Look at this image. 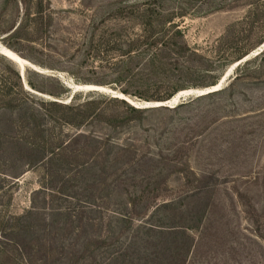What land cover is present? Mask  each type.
Instances as JSON below:
<instances>
[{
    "label": "rangeland",
    "instance_id": "1",
    "mask_svg": "<svg viewBox=\"0 0 264 264\" xmlns=\"http://www.w3.org/2000/svg\"><path fill=\"white\" fill-rule=\"evenodd\" d=\"M0 30V264H264V0H0Z\"/></svg>",
    "mask_w": 264,
    "mask_h": 264
},
{
    "label": "trees",
    "instance_id": "2",
    "mask_svg": "<svg viewBox=\"0 0 264 264\" xmlns=\"http://www.w3.org/2000/svg\"><path fill=\"white\" fill-rule=\"evenodd\" d=\"M14 1H17V0H14ZM22 2V1H21ZM17 3V2H16ZM23 3H25V2H23ZM4 8V7H3ZM46 12H43V10H41V9H37V10H35L34 11V13H33V15L34 16H43L44 14H45ZM178 13H180V15H183L182 13H184V12H176V14H178ZM23 15H27V16H30L31 15V13L30 12H28L27 11V8H26V6H25V12H24V14ZM46 15V14H45ZM18 28V26L17 27H15L14 28V31L16 30ZM2 30H0V32H1ZM244 57H242L241 59H243ZM241 59H239V60H241ZM239 65V64H238ZM29 85H30V87L32 88V89H34V86L31 84V83H29ZM217 84H215V85H211V86H209V87H213V86H216ZM21 86L19 85V88H20ZM206 88H208V87H206ZM34 90H36V89H34ZM223 89L221 88V89H219V90H216V91H212V92H209V93H207V94H216L217 92H220V91H222ZM180 91H184V90H180ZM180 91H178V92H180ZM177 92V93H178ZM176 93V94H177ZM5 94H8V92H6ZM175 95V94H174ZM173 95V96H174ZM204 95H206V94H204ZM172 96V97H173ZM171 97V98H172ZM171 98H169V99H171ZM49 105H51V106H56V105H59L58 103H57V101H55V100H53V101H49V102H47ZM158 103V102H157ZM44 104V103H43ZM13 108H15V106L13 107ZM37 113H38V111H36ZM22 117L23 116H21V119H22ZM31 117H34L35 118V115L32 113V115L31 116H28V118H24L23 119V122L24 121H26V123H27V121H31V120H27V119H29V118H31ZM64 120V119H63ZM66 122H68V121H66ZM35 125L34 124H31V131L32 130H35ZM28 135H30V134H32V132H30L29 130L26 132ZM41 132H38V134H40ZM31 136V135H30ZM64 145V144H63ZM66 145V144H65ZM61 147V145L60 146H58L57 148H60ZM60 150H62V147L60 148V149H55V150H53V149H51V153H53V154H58V153H56L55 151H60ZM171 206V207H170ZM158 208H162V209H167V208H172V203H163V204H160V205H158L156 208H155V210H157ZM172 212H174V209L172 208ZM174 215V214H173ZM145 219H147V218H145ZM140 230H142L143 231V234H144V236L146 237V238H150L151 237V235H153V236H165V235H167V236H177L179 233H182V234H185V231H188V230H191V225L189 224H186V225H172V226H166V225H162V224H153V223H150V222H148V221H141L140 222V224L137 226ZM178 237V236H177ZM172 245H173V247H176V245L177 244H175V241L172 239V241L170 242ZM181 246V244L180 245H178L177 247H180Z\"/></svg>",
    "mask_w": 264,
    "mask_h": 264
},
{
    "label": "bare ground",
    "instance_id": "3",
    "mask_svg": "<svg viewBox=\"0 0 264 264\" xmlns=\"http://www.w3.org/2000/svg\"><path fill=\"white\" fill-rule=\"evenodd\" d=\"M260 48H261V47H260ZM260 48H259V49H260ZM2 51H3V50H2ZM3 53H6V51L3 52ZM8 53H9V52H8ZM10 55H12V54H10ZM14 56H16V55H14ZM16 57H17V56H16ZM8 58H10V59L12 60V62H14L15 64H16V63L18 64V60H17L15 57H13V56H8ZM238 62H240V61H236L235 63H233V67H234L235 65H237ZM23 67H24V66H23ZM223 82H224V80H222L221 83L217 84L216 86H213V87H210V88H206V89H202V90H193V91L188 90V91H183V92H181L179 95H177L175 98H172L171 100L167 99V100H165V101H161L158 105H160V104H165V102H167V103H169L170 106H173V104H177V103H178L179 99H181V96L189 95L190 93L202 94V93H205V92H207V91H212V90H214V89H217L218 86H221V85L223 84ZM124 98L127 99L130 103L134 104V105L137 106V107H143L142 104H140L139 102H137V101H135V100H133V99L127 98V96L124 97ZM153 106H157V105H153Z\"/></svg>",
    "mask_w": 264,
    "mask_h": 264
},
{
    "label": "water",
    "instance_id": "4",
    "mask_svg": "<svg viewBox=\"0 0 264 264\" xmlns=\"http://www.w3.org/2000/svg\"><path fill=\"white\" fill-rule=\"evenodd\" d=\"M244 60L247 59V57L243 58ZM240 63V62H238ZM221 86H218L217 89H214L212 91H216V90H219ZM212 91H207L205 93H202V94H199V95H204V94H207L209 92H212ZM181 98H183V96H181ZM180 100V99H179ZM176 104H173V106H170L169 103L165 102V104H160V105H157L156 107H174Z\"/></svg>",
    "mask_w": 264,
    "mask_h": 264
}]
</instances>
